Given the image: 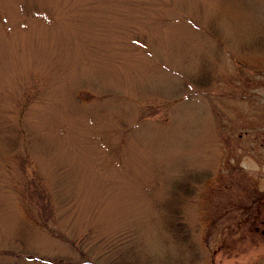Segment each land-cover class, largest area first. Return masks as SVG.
Here are the masks:
<instances>
[{
  "label": "rangeland",
  "instance_id": "374dc122",
  "mask_svg": "<svg viewBox=\"0 0 264 264\" xmlns=\"http://www.w3.org/2000/svg\"><path fill=\"white\" fill-rule=\"evenodd\" d=\"M262 219L264 0H0V264H262Z\"/></svg>",
  "mask_w": 264,
  "mask_h": 264
},
{
  "label": "trees",
  "instance_id": "16d2710c",
  "mask_svg": "<svg viewBox=\"0 0 264 264\" xmlns=\"http://www.w3.org/2000/svg\"><path fill=\"white\" fill-rule=\"evenodd\" d=\"M197 181V171H185L183 174V180L182 179H177L174 183H173V187L175 190H179L181 192V190L184 193V196L190 193V191L192 190V183ZM169 197V196H168ZM171 199V198H170ZM173 199V198H172ZM168 200V198H166L164 200L163 203V208L166 209V211H164L165 215H168V223L166 224L167 229L170 231V233H172V236H176L173 238H182L185 240H188L190 238L189 235V229H187L186 227V223L182 220V213L180 211V205L177 203V201L175 199H173L174 201H176V204L172 203V202H168L166 203ZM156 206V205H155ZM157 207V206H156ZM171 218V219H170ZM172 220V221H171ZM171 221V223H170ZM169 224V226H168Z\"/></svg>",
  "mask_w": 264,
  "mask_h": 264
},
{
  "label": "flooded vegetation",
  "instance_id": "af4514ba",
  "mask_svg": "<svg viewBox=\"0 0 264 264\" xmlns=\"http://www.w3.org/2000/svg\"><path fill=\"white\" fill-rule=\"evenodd\" d=\"M259 198L261 199L262 197L260 196ZM261 200H262V199H261ZM262 222H263V224H264V219L261 220V223H262ZM261 223H260V224H261ZM255 228H256V230H258V226H256ZM260 233H261V235L264 237V226L261 228ZM263 255H264V253H263ZM262 258H263V263H262V264H264V256H262Z\"/></svg>",
  "mask_w": 264,
  "mask_h": 264
}]
</instances>
